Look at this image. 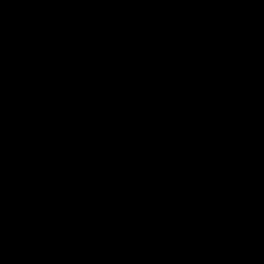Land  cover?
Instances as JSON below:
<instances>
[{"label":"water","instance_id":"95a60500","mask_svg":"<svg viewBox=\"0 0 264 264\" xmlns=\"http://www.w3.org/2000/svg\"><path fill=\"white\" fill-rule=\"evenodd\" d=\"M0 264H264V0H0Z\"/></svg>","mask_w":264,"mask_h":264}]
</instances>
